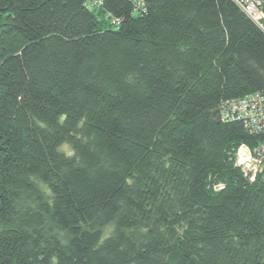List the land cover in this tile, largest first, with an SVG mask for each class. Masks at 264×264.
<instances>
[{"label":"trees","instance_id":"obj_1","mask_svg":"<svg viewBox=\"0 0 264 264\" xmlns=\"http://www.w3.org/2000/svg\"><path fill=\"white\" fill-rule=\"evenodd\" d=\"M0 0V264H264V32L231 0ZM119 20V23H115Z\"/></svg>","mask_w":264,"mask_h":264},{"label":"built area","instance_id":"obj_2","mask_svg":"<svg viewBox=\"0 0 264 264\" xmlns=\"http://www.w3.org/2000/svg\"><path fill=\"white\" fill-rule=\"evenodd\" d=\"M134 5V11L146 9V0H129ZM253 23L264 32V0H231ZM90 10L101 8L102 1L87 2ZM119 23L116 20L115 23ZM221 120L224 122H242L250 134L264 132V97L251 94L240 100L226 102L221 107ZM235 164L242 173L254 183L259 175L264 173V146L251 150L243 144L236 151Z\"/></svg>","mask_w":264,"mask_h":264}]
</instances>
